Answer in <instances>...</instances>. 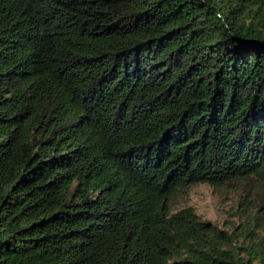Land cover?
Returning <instances> with one entry per match:
<instances>
[{
	"label": "trees",
	"instance_id": "obj_1",
	"mask_svg": "<svg viewBox=\"0 0 264 264\" xmlns=\"http://www.w3.org/2000/svg\"><path fill=\"white\" fill-rule=\"evenodd\" d=\"M200 184L264 197V0H0V264H264Z\"/></svg>",
	"mask_w": 264,
	"mask_h": 264
},
{
	"label": "rangeland",
	"instance_id": "obj_2",
	"mask_svg": "<svg viewBox=\"0 0 264 264\" xmlns=\"http://www.w3.org/2000/svg\"><path fill=\"white\" fill-rule=\"evenodd\" d=\"M185 207L193 208L202 220L236 235L238 247L264 254V197L255 188L237 185L215 189L200 184L174 199L175 210ZM244 234H247L245 238Z\"/></svg>",
	"mask_w": 264,
	"mask_h": 264
}]
</instances>
